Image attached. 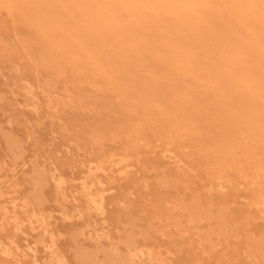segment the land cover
Instances as JSON below:
<instances>
[{
	"label": "bare ground",
	"instance_id": "6f19581e",
	"mask_svg": "<svg viewBox=\"0 0 264 264\" xmlns=\"http://www.w3.org/2000/svg\"><path fill=\"white\" fill-rule=\"evenodd\" d=\"M7 1L15 4H20L22 6L24 18L20 20V23L23 22L24 27L27 28L26 33L23 32L26 35V38L23 41L25 44H29L33 41L39 42V64L47 65L48 63L50 67L51 65H56V68L54 66L53 67L56 69L58 77L60 75V78H63L61 76L64 75V72H60L59 66L62 65V68L67 67L69 72H71L67 79H65L64 77L65 81L63 80V84L61 85L56 83V80L54 81L53 78L50 79L51 77L47 78L42 83V85H40L43 86V90L41 89L42 91L48 92L47 101H45L48 102V105L51 108H53L56 115L57 112L61 111L62 109L71 111L70 113L69 111H64V113H67L66 118H64V121L62 119L59 120H62L61 123H63L64 125L67 124L68 128L69 126L74 127L75 129L77 128V130L79 128L77 133H75L74 135L76 139L74 140L77 141L81 139L82 141L84 140L83 142H85L86 144L89 143L91 147H96L97 150H94L95 153L93 154V157L91 159L92 163H90L88 169L93 166V170L104 172V164L108 166H114L121 163L124 164L128 158L127 155L123 152V154H120V149H116L117 147H120V144L117 142L119 146L116 144L115 146L117 147H114L111 145V143H108L110 146H107L104 144V141L107 139H112L115 143V141L117 140L124 139V150L129 148H136L137 146H139L140 141H144L147 138L144 137L143 139L142 137H139V139L136 140L137 137L135 139L132 138L133 131L137 130L136 132H138L139 129L141 130L142 127H136L138 122H142L143 124L148 123L149 125H147L150 128L152 125L155 129L161 130L163 132L167 131L166 135H164L168 138V141H165V145L160 149V151L162 152L161 156L165 157L166 159H172L174 150H176L175 147L178 144V137L181 139L179 140L181 142L179 144L180 147L187 146L188 144L196 146L198 153L201 154L199 155L197 153V160L194 161L195 158H193V160L191 161H193L194 163L197 162L196 166L199 168L203 167L204 165L207 167V172L202 168L201 169L203 170V173L206 172L205 177L208 176L207 178L210 179L208 181L206 189L209 192H207L208 194L212 192V186H215L218 191L223 192V190L226 188L225 183L229 181L227 178L228 174H225L224 172H228L230 170L235 171L237 165L239 166L245 163L247 165V170H238L240 167H237V172H235L238 178L235 177V183L233 181L232 183L233 185H236V182L237 184H241L242 180H250L253 184L257 182L259 191L250 200L252 201V205L250 204V206L255 207V209L258 210L259 216L262 218V220H264V155H262L264 154V98H262V92L257 89V86L255 84V78H264V69L251 73V77L247 79V82H242V77L237 75L235 70L228 69L230 64L229 60H227L225 57L222 58V56L228 54L226 55L228 57L230 53L236 51L238 41L240 39L239 36L236 35V32L238 30L237 28L239 26H246L245 21L248 16H259L261 25H264V0H201L198 7H207L214 13L216 10L223 9L227 13H225V15L227 16H221L223 19L219 17V19H221L219 20L214 15H210L207 21L205 20L207 18L203 17L206 22L203 23L200 28H190V30H188L185 25L192 12H190V15L183 14L178 16L177 14L174 19L166 17V19L161 18V20L157 21V18L150 19L149 17L150 20L148 19L145 22L142 19V21L139 22L140 28L138 30H135L134 24H136L138 20H140V18L144 16L145 13H147L144 12L143 9L142 10L144 13L138 11L142 14L140 15L137 11H132L137 10L136 8L132 10H129V8L115 11L110 10L111 4L118 0H76L81 6H83V8H81L82 16L87 15L90 6L89 4L95 3L98 10V17L100 19L99 24L103 27H106L108 30L111 29L113 33L111 38H108V36L110 37V35H108L109 32H107V37L101 35V37L99 38L91 39L87 42V45L75 48L77 52H74L73 54L71 52L72 49L68 47L71 44H67V48L68 50H70L65 51V56L62 54V51L65 50V45L63 44L64 42L62 43L61 41H58L57 38L55 39L56 35L53 34V30H55L56 28H60L61 23L59 21H56L54 17H51L52 13H54V11H52L54 7H50V2L52 0ZM125 1L129 5L137 4L140 7H147L149 16L150 13H153L155 17L157 16L155 12L157 10H160L163 4L166 5L167 9V7H174L175 5L177 6V4L186 2V0ZM193 1L195 2V0ZM189 6H187V8ZM178 7L175 11L176 13H178ZM213 12H211V14ZM72 13L74 14V12H71V14ZM70 15H68V17H70ZM159 15L161 16V13ZM166 15L168 16L169 13H167ZM135 18H137L138 20H136ZM30 21H32L31 23H33L32 26L28 25ZM90 26L91 25H89V27ZM158 28H162V31H165V33H156ZM86 30L90 31L88 27ZM133 33H137L135 36V41H131V43L129 44V36ZM244 36L247 35L245 34ZM127 43L130 46V50L127 55L123 56V54L121 53L125 51L123 50V48ZM118 45H123L121 46L122 49L120 46L119 48H116L120 49L119 51L114 49ZM206 52H211L212 57L209 56L210 53L208 56L204 55V53ZM61 54L63 55L62 57H64V65L59 64V66H57L58 62L56 63L55 59L57 58V55L62 59V57L60 56ZM82 55L85 56L84 60H82V58H84V56ZM116 56H120L121 58L117 59L115 58ZM262 66L260 65V67ZM251 67H253V65ZM210 75L212 79H210ZM118 80H121L123 82V85L116 83ZM35 89L30 84V86L26 89V93L35 98L37 97V92L35 91ZM102 92H105L106 96L103 97V99L100 98V100L99 94L100 97H102ZM52 94H59V97L53 96ZM29 103H27L26 105L31 107L30 110H32L33 113H36L38 111L37 100L33 99L31 103ZM113 104H117L115 106L119 105V112L126 111L125 116H121L120 113L116 111L117 109L114 110V108H112V106H114ZM98 106H102V108L99 107V111L95 110L94 112L90 111V113H81V111L85 108L92 110L94 107ZM110 106L112 109L110 108ZM103 108L104 110H102L103 112H101V109ZM115 113L117 114L118 118H115ZM37 114L40 113L38 112ZM113 114H115V120L113 119ZM144 115H148L149 117L147 116L148 119H144L141 121L140 118ZM110 117H112L111 120H109ZM143 130L145 129L143 128ZM30 135L28 136L30 137ZM26 139L29 138L27 137ZM112 140L111 142H113ZM247 142L251 144V150L248 149L250 146L246 148ZM81 144L83 145L82 142ZM104 145L105 147H103ZM144 146L145 145H143V147ZM91 147L89 146L90 149ZM197 156L200 157L201 160H199ZM173 157L176 158V156ZM189 157L190 156L188 155V158ZM192 157H194V155H192ZM183 159L181 160L183 161ZM2 162L0 163L1 212L5 211L6 208L4 197L6 195V187L14 181L18 174L24 172V168L22 170L19 169L16 160L15 162ZM198 164H200V166ZM179 166H177L178 169ZM196 166L194 167L197 168ZM176 171L173 170V173H175ZM165 172H163L162 169V172L159 171V174H157L159 182L158 184L160 185L161 181V184L164 185L166 190L168 189L167 187H176L174 188V193H178L182 190V192H180L181 196L179 195V193L177 195H173L172 192L171 195H162L155 197L156 206H158V208L163 207V210L164 208L166 209L167 207H169V204H171V208L166 210L169 213L173 211L172 213L175 212L176 214V219L173 221V224L171 222V227L176 228V231L178 230L179 232H181V235L183 234V232L187 233L192 230H198L196 234L200 236L198 238H200L201 241H199V239L197 241L196 239L197 244L195 242L196 246L194 249L196 250V247H198L200 248L201 253L205 254L215 252L220 244L216 242V240L218 241V239L225 237L226 224L229 220L233 219V216H229L231 215V212L228 215L229 209L227 210L224 206L215 208L213 207L214 205L212 206L211 204L207 206L200 205V201L197 200L199 198L195 196V194L193 196V193L195 192L192 193L190 191V193L188 191L190 187H188L189 184L188 186L187 184H184V179L182 180L184 185H179L181 183L180 182L178 184L180 180L179 177H170ZM187 174L181 175V178H184L183 176ZM192 175L193 173L190 176ZM44 176L46 175L39 172L33 174V176L31 177L37 184H39L40 189L46 182ZM49 178L51 179L54 188L58 189L59 191L63 190L62 185H64L65 180L61 176V174L58 173V171L54 170ZM177 178L179 179L176 180ZM80 185L85 194V197L88 199L91 205V208L94 209L97 215L104 216V190L100 189L99 191L92 192V185L85 182L84 180H81ZM160 186L161 188L163 187L162 185ZM178 186L179 188H181V190L179 189L180 191L177 189ZM174 189L171 190L174 191ZM143 190L145 191V189ZM187 191L188 193H190L189 195H187L189 197L188 202L187 199L185 200L183 198V195L186 194L184 192ZM182 193L184 194L182 195ZM149 195L151 194L149 193ZM38 197L40 199L38 200L42 201V195ZM153 209L154 208H151V211ZM160 212L161 210L157 212V214H159ZM169 213H166V215L169 216L170 214H172ZM130 214L131 212L128 214L129 217H127V220L128 218H130ZM25 215L28 223L30 224V229H33V218H37V214L33 213L32 215ZM182 215L187 216L188 225L186 224V229H184L183 225H181L185 222L184 221L181 223L180 219H183ZM42 216L38 217L36 220L38 221L37 224L39 226L43 225V233L45 234L49 232V228L45 217ZM11 217L12 219L10 220L15 223V228L26 235V233L24 231H21L20 229L22 222L24 223L23 219H18V215L16 214H13V216ZM137 217L131 215V221L129 223L127 221L128 224H126L125 221L126 232L124 233V229L122 230V233L121 231L119 232V234L121 233L120 237L122 234L125 235L122 237V244L119 243V245L121 244L124 248L123 253H120L118 251L117 242L115 246L109 247L110 249H104L105 247H103V249H99L100 246L97 245L99 248H96L95 252L97 254L99 252L102 254V258L100 259V261L102 260L101 264H136L140 262L139 259L142 260L143 258H146L154 262L155 264H179L173 262L171 258H166L164 255L165 253L173 255L172 248H167L166 252L163 254L164 256H162L161 250L158 247H152L151 243L150 246L148 245L147 241L150 240V235L153 234V232L156 234L154 230L155 226L151 221L145 222L144 225L142 224L143 222H139V224L137 225V219L139 220L140 218L139 216ZM9 218L10 216L7 215L6 211L1 214L0 230L10 221ZM68 218L71 217L63 213V219ZM173 218L174 217H172V220ZM135 220L136 222H134ZM202 223H204L207 227L200 230L198 227ZM167 225L170 224H165L164 229H166ZM80 229L82 230V228ZM162 229L163 227L161 228V230ZM170 230H167V232ZM78 231L80 232L79 229ZM170 232H168L169 236ZM73 234H75V232ZM98 234L94 235L98 236ZM119 234L117 233V239L119 237ZM247 237L248 236H246L245 238V247L247 249L245 251H248L249 253H247L248 258L250 257V260L252 259L251 261H249V263L252 262L251 264H258V259H264V236H262L261 234L255 237L253 235L249 236L248 238ZM54 238L50 237L47 242H42L44 243V247L49 248V250L47 251V258L46 256L43 257L45 259L42 258L44 262L43 264H69L65 256L59 253L61 250L57 251ZM39 240H42V238H39ZM113 243L114 242H112V245H114ZM182 243L185 242L183 241ZM35 244L36 243L33 241L25 242V245H23V247L21 248L20 245L17 244L14 240L9 243H5L0 237V246L2 247V253L4 255L12 257L14 261L12 262V264L24 263L23 261H20V259L16 258L18 253L26 255V257H29L31 259L34 258L33 260L35 261V256L38 250V248L36 247L37 245ZM190 246L191 245H189V247ZM195 250L192 251L195 252ZM26 251L29 253V255L26 254ZM186 251H188V249ZM97 254L89 253L86 251H78L75 253L76 259L79 260L81 264H95L96 258H98ZM192 254V256L187 257L180 263L201 264L198 253L197 255H195L196 253ZM231 257V259L233 260L236 259L235 254H232ZM100 261L97 264H100ZM230 261L231 260H229V262ZM234 262L235 261H233V263ZM30 263L31 261H29V264Z\"/></svg>",
	"mask_w": 264,
	"mask_h": 264
},
{
	"label": "rangeland",
	"instance_id": "374dc122",
	"mask_svg": "<svg viewBox=\"0 0 264 264\" xmlns=\"http://www.w3.org/2000/svg\"><path fill=\"white\" fill-rule=\"evenodd\" d=\"M200 1L201 0H195L194 2L193 0H186V2L184 3L182 2L180 4H177V6L175 5L174 7H167V9H166V5L163 4L162 8L163 7L164 8L163 9L161 8L162 9V10L160 9L161 11L157 10L155 12L157 14L156 17L153 13H150L149 16L147 7L144 6L140 7L137 4L129 5L125 0H118L112 3L110 10L115 11V10H122L124 8L125 9L129 8V10H132L136 8L137 10H132V11H137V12L140 11L142 13L147 12L145 14L148 15L146 16L144 14V16L140 18V20L135 18L136 20H138V22L134 24L135 30H138L140 28L139 22H141L142 19L145 22L149 19V17L150 19L157 18L158 21L161 20V18L166 19V17L170 19H174L177 16V14L178 16L183 14L190 15V12H192L191 16L189 17L185 25L186 28L190 30V28L192 29L200 28L201 25H203V23H205L208 20L210 15H214L218 19L219 17L222 18L227 16L225 15L226 12L223 9L216 10L214 13L212 10L210 11L207 7H198V5H200L199 4ZM193 3L196 5H194ZM50 5H51L50 7L52 8L54 7V9L52 10L54 11V13H52L51 17H54L56 21H59L61 23V27L53 30V34L56 35V37L54 36L55 39L57 38L58 41H61L62 43L64 42L63 44L65 45V50L62 51L63 52L62 54L64 56H65L64 54L65 51L70 50V49L68 50L67 44L69 45L71 44L68 47L72 49L71 52L73 54L74 52L75 53L77 52L75 48L87 45V42L90 41L91 39L99 38L101 37V35L107 37L106 34L107 32L109 33L111 32L110 34L108 33V35H110V37L108 36V38L112 37V33H113L112 30L111 29L108 30L106 27H103L99 24L100 19L98 17V10L95 3L89 4L90 5L89 11L87 12V15L84 16L81 15L82 13L81 8H83V6H81L76 0H67V1L52 0L50 2ZM187 6L189 7L187 8ZM177 7H178L177 10L178 13L175 12ZM142 9L144 10V12ZM71 12H74V14L73 13L71 14ZM140 12L138 13L142 15ZM166 12L169 13L168 16L166 15L167 14ZM211 12L213 13L211 14ZM160 13L162 17L159 15ZM23 15L24 13L22 10V6L20 4H15L7 0H0V161L1 162L3 161L2 163H4L11 161L15 162L16 160L19 169L22 170L24 168V172L18 174L17 177L14 179V181L10 183L5 189V194H6L4 196L6 203L5 211L7 215L10 216L9 220L12 219L11 216H13V214L18 215V219H23L24 223L22 222L20 229L21 231H24L26 233L25 235L23 232H20V230H17L15 228V223L10 220L2 228L3 230L2 229L0 230V237L5 243L6 242L9 243L14 240L17 244L20 245L21 248L23 247V245H25V242L33 241L36 243L35 245H37L36 247L38 248L37 254L35 256V261L33 260L34 258L31 259L21 253H18L16 258L20 259V261H23L26 264H29V261H31L30 264H43L44 263L43 259H45L43 257L46 256L47 258L48 256L47 251L49 250V248L44 247L43 244L47 242L50 239V237L54 238V236H55L54 240L56 242L57 251L61 250L59 253L65 256L69 264H81L79 260L76 259V255H75V253L78 251H86L89 253L97 254L95 252V249L99 248L97 245L100 246L99 249H103V247H105L104 249H106L115 246L117 242L118 251L120 253H123L124 248L121 244L123 242L122 237L125 235L122 234L120 237V234L122 233L123 229H124L123 230L124 233L126 232L125 221L126 224H128L131 221V215L132 216L134 215L135 217L137 216L140 217L139 220L137 219V225L139 224V222L140 223L143 222L142 223L143 225L145 224V222H149V221L153 222L155 226L154 230L156 234L153 232V234H151L153 236L150 235L151 238L149 237L150 240L148 238L149 241H147V243L149 246L151 243L152 247L155 246L154 248L158 247L161 250L162 256L165 255L166 258H171L173 262L183 264L180 262H182L187 257L192 256L193 255L192 253L194 254L196 253L195 255H197L198 253L201 264H230V263L251 264L252 262L249 263V261H251L252 259L250 260V257L248 258L249 253L248 251H245L247 250L245 247V238L246 236L249 237L251 235L255 237L257 235L262 234V236H264V220H262V218L259 216L258 210L255 209V207L250 206V204L252 203V201L250 200L259 191V188L257 186V182L253 184L250 180H242L241 184H237L236 182V185L235 184L233 185L232 183V181L234 182V178L237 177L236 174L237 167H240L238 170L242 169V171L244 170L246 171L247 165L245 163L239 166L237 165L235 170L236 172L234 170L228 171L229 173L224 172L225 174H228L227 178L229 180L228 182L225 183L226 188L223 190V192H220L215 188V186H212L213 190L212 192H210V194H208L209 192L206 189H207L208 181L210 179L207 178L208 176L205 177V174L207 172L206 171L207 167L205 165L201 167L204 171H206L205 173H203V170L196 166L197 162L194 163L193 161H191L193 160V158H195L194 161H196L197 160L196 155L201 154L198 153L196 146L193 145L195 147L194 148L192 144L190 145L188 144L187 146L180 147L179 144L181 142L179 140L181 139L178 137L177 138L178 144L175 147L176 150H174V155H173L176 156L177 159L173 156L172 159H166L165 157L161 156L162 152L160 151V149L165 145V141L166 142L168 141V138L165 137L167 131L163 132L161 130L155 129L152 125L150 128L148 126L149 125L148 123L147 125V124H143L142 122H138L136 127L137 128L142 127V128L141 130L139 129L138 131L139 133L136 132L137 130L133 131L132 138L135 139L137 137L136 138L137 140L139 139V137H142L143 139L145 137L148 140L145 139L146 141L145 140L140 141L141 145L139 144V146H137L136 148H129L124 150L123 148L124 139L117 140L115 141V143L112 139H107L105 140L106 142L104 141V144L107 146H110L109 145L110 143L114 147H117L115 146L116 144L118 146L120 144L121 148L117 147L116 149H120V154L124 153L127 155L128 158L124 164L121 163L122 165L116 164L114 166H108L104 164L103 168L105 167V170L108 168L106 171L104 170V172L99 170L98 171L93 170L94 169L92 168L93 166L91 167L92 169L91 168L88 169V166L90 165V163H92L91 159L93 157V154L97 150L96 147L92 146L93 147L92 148L89 143L86 144L85 142H83L84 140L82 141L81 139L75 141L76 139L74 135L75 133H77L79 128L78 130L77 128L75 129L74 127L71 126H69L68 128L67 124L64 125L63 123H61L62 120L64 121V118H66L67 116L66 112L69 111L70 113L71 111L62 109L61 111L57 112L56 115L53 108H51L48 105V102H46L48 92L42 91L43 86H41L42 83L47 78L50 77H51L50 79L53 78L54 81L56 80V83L61 85L63 84V80L65 81V79L69 77V74L71 72H69L67 67L62 68L61 64L64 65V59H63L64 57H62L63 56L62 54L60 56L62 57L63 60L60 57H58V55L55 60L56 63L58 62L57 66H59V64L61 65L59 67H60V72H64V75L61 76L63 78H60V75L58 77L56 73L57 71L55 69L56 65H51L50 67L48 63L47 65L39 64L38 62L39 59L38 50L40 45L39 42L33 41L30 42L29 44H25L23 41L26 38V35L23 32L26 33V29H27L26 27H24L23 22L20 23V20L24 18ZM68 15H70L71 18L68 17ZM203 17L207 18L205 19L206 21L204 20ZM31 22L32 21H30L28 25L32 26L33 23ZM81 23L84 24L82 25ZM245 23L246 26H239L237 28L239 32L237 30L236 35L239 36L240 39L238 41L236 51L230 53L228 57L226 56L228 54L222 56V58L225 57L230 62L228 69L235 70L236 74L242 77L241 78L242 82H247V79L251 77V73H254L258 70L261 71L262 69H264L262 68L264 67L262 66L264 65V25H261V21H259V16H248ZM196 24H197V28H196ZM89 25L91 26L89 27ZM87 27L90 29V31L86 30ZM160 32L165 33V31H162V28H158L156 33L159 34ZM78 34H80L81 36ZM136 34L137 33L135 34L133 33L129 36L130 38L129 44L131 43V41H135ZM245 34L247 36H244ZM60 37L62 40L60 39ZM67 41H69L70 43ZM129 44L127 43L126 45H124L123 50H125L126 52L124 51L123 53H121L123 54V56L128 54L130 50ZM119 46L121 47L123 45H118L114 49L119 51L120 49H116L119 48ZM256 51L259 53H257ZM204 55L206 56L209 55L210 57H212L211 52H206L204 53ZM115 58L120 59L121 57L116 56ZM84 59L85 56L84 58H82V60ZM259 63L262 67H260ZM252 65L253 67H251ZM260 78L261 77L255 78V84L257 86V89L260 92H262L261 94L262 98H264V83H262L264 82V78L261 79ZM210 79H212L211 75H210ZM116 83L123 85L122 84L123 82L121 80H118ZM30 84L34 87V89L36 88L35 91L37 92L36 96L38 98L37 97L34 98L30 96V94L26 93V89L30 86ZM101 94L102 97H100L99 94V99L100 98L103 99V97L106 96L105 92H102ZM52 95L59 97V94H52ZM27 97L28 98L31 97L32 100L33 99L37 100L38 111L36 113H33L32 110H30L31 107L26 105L31 100V98L28 99ZM115 105L112 106V108H114V110L117 109L116 111L119 112L120 111L119 105L118 106ZM99 107L100 106L94 107L92 110L85 108L81 111V113L82 114L86 112L90 113V111L94 112L95 110L98 109L100 110V108H102V106L100 108ZM86 109H88L89 111ZM102 110H104V108L101 109V112H103ZM64 111L66 112L64 113ZM38 112L40 114H37ZM119 113L121 116H125L126 111H121ZM115 114H113L114 120L115 118H118L117 114L115 117ZM147 116L148 115L141 116L140 120L142 121L144 119L145 120L148 119L149 116L148 117ZM59 119L62 120L60 121ZM111 119L112 117L109 118V120ZM143 128L145 130H143ZM28 135H30V137ZM27 137L29 139H26ZM111 140L113 142H111ZM81 142L83 143V145L81 144ZM142 143L143 145H145L144 147ZM105 145L103 147H105ZM89 146L91 147V149L89 148ZM251 147H252L251 144L247 142L246 148L251 150L252 149ZM191 154L194 155V157H192ZM188 155L190 156L189 158ZM197 158L201 160L200 157L197 156ZM181 159H183V161ZM192 164L197 168H195ZM198 165L200 166V164ZM177 166H179L180 170L178 169ZM181 168L184 169L182 170ZM162 169L163 172L166 171L165 173H167L170 177L171 176L175 178L179 177L181 180V181L179 180L178 182V184L181 182L179 185L183 186L184 184H187L188 186L189 184L188 187H190L191 189L189 188L188 191L189 192L191 191L192 193L195 192L193 193V196L195 194V196L199 198L197 200L200 201V202L198 201L200 205L207 206L211 204L212 206L214 205L213 207L215 208L224 206L227 210L229 209L228 215L231 212V215L229 216L231 217L233 216L232 217L233 219L229 220L228 221L229 223L227 222L226 224L225 227L226 238L223 237L221 239H218V241L216 240V242L220 244L215 252L209 254L201 253V250L198 247H196V250L198 249L196 252L194 248L197 244V241L198 239L199 241H201V239L198 238L200 236L196 234L198 230H192L187 233L183 232V234L181 235L180 234L181 232H179L178 230L176 231V228L173 227L175 229L174 230L171 227L173 221L176 219L175 212L174 213H172L173 211L170 212L173 214L172 215L168 211H166L169 208H171V204H169V207H167L166 209L164 208L163 210H162L163 207L158 208V206H156L155 197L162 195H171L172 192L173 195H177L178 193L180 195V192H182L179 186L177 189L178 190L180 189L181 191L179 190L180 192L178 193H174L175 192L174 188L176 187L173 188L167 187L168 189L166 190L164 185L161 184L160 181V185H162L165 190L163 189V187L161 188V186L158 184L159 182H158L157 174H159V171L162 172ZM54 170L58 171V173H60L65 180L64 185H62L63 187L62 191H59L58 189L54 188L52 181L49 178ZM173 170L176 172L173 173ZM39 172L46 175L44 176L46 182L41 189L39 188V184H37L31 178L33 174ZM183 173L184 174L189 173V174L185 175L186 177L183 176L184 178H181V175H184ZM190 173L191 174L193 173L194 176L193 175L190 176L191 175ZM179 178H177L176 180H178ZM183 179L185 180L184 184L182 181ZM81 180H84L85 182L90 183L92 185L91 188L92 192L99 191L100 189L104 190L103 191L104 199H105L104 200L105 213L103 214L104 216L97 215L94 209L91 208V205L88 199L85 197V194L81 188L80 185ZM142 188L145 189V191ZM171 189L172 190L174 189V191H172ZM204 190L206 193L204 192ZM188 191L184 192L186 193L185 195H183L184 193H182V195L184 196L182 197L185 200L187 199V202L189 199L187 195L191 193V192L188 193ZM149 193L151 195H149ZM40 195H42V201H39L40 199L38 196ZM207 199L210 203L207 201ZM151 208L154 209L151 211ZM158 209L159 211L161 210L159 214H157V212H159ZM5 211L2 212L0 211V217L1 214H3V212ZM24 212L25 214H30V215H32L33 213L37 214L38 217H41L43 215L45 217L46 222L48 223L49 232L45 234L43 233V225L39 226L37 224L38 221L36 219L38 217L33 218L34 219L33 229H30L29 226L30 224L28 223V220L26 219V215L24 214ZM130 212H131L130 218H128L127 220V217H129L128 214ZM63 213L69 215L71 218L63 219ZM166 213H169L170 215L168 216L166 215ZM172 217H174L173 220ZM161 218L162 219L164 218L163 221ZM182 218L183 219H180L181 223L185 221L184 222L185 224L182 223L181 225H183L184 229H186L185 227L188 225L187 216L182 215ZM134 222H136V220ZM164 222L165 224H170L166 226L167 230L171 229L170 230L171 232L168 231L170 232V236L167 230L164 229L165 228ZM162 227L164 229V230L162 229L163 232L161 230ZM206 227L207 226L204 223H202L199 225L198 228L202 230L205 229ZM80 228H82V230ZM78 229L80 230V232L78 231ZM127 229H128V225H127ZM73 231L75 232L77 237L75 236V234H73L74 233ZM120 231L121 233L119 234ZM117 233L119 234L118 239H117ZM94 234L95 235L98 234V236H95ZM39 238L40 239L42 238V240H39ZM181 240H183L185 243H182L183 241ZM43 241L44 243H42ZM112 242H114L113 243L114 245H112ZM119 243L121 244L119 245ZM189 245H191L190 247L192 248H190ZM167 248H172L173 255H169L165 253ZM187 249L188 251H186ZM192 250H195V252ZM26 254L29 255L27 251ZM98 254H97L98 258H96L95 264L99 263L100 259L102 258V254L100 252ZM232 254L236 255L235 260L231 259ZM229 260L231 261L229 262ZM139 261L140 262L136 264L139 263L155 264L154 262L146 258H143L142 260L139 259ZM233 261L235 262L233 263ZM12 262H14L12 257L4 255L2 253V247L0 246V264H12ZM101 262L102 260L100 261V264ZM257 262L258 264L260 263L264 264V259L262 260L258 259Z\"/></svg>",
	"mask_w": 264,
	"mask_h": 264
}]
</instances>
